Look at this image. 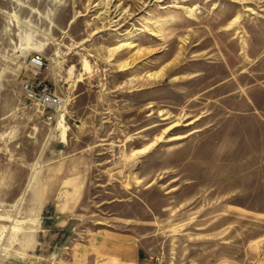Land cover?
I'll list each match as a JSON object with an SVG mask.
<instances>
[{
    "label": "rangeland",
    "instance_id": "374dc122",
    "mask_svg": "<svg viewBox=\"0 0 264 264\" xmlns=\"http://www.w3.org/2000/svg\"><path fill=\"white\" fill-rule=\"evenodd\" d=\"M32 1L0 0V264H264V0Z\"/></svg>",
    "mask_w": 264,
    "mask_h": 264
},
{
    "label": "built area",
    "instance_id": "2783aa9c",
    "mask_svg": "<svg viewBox=\"0 0 264 264\" xmlns=\"http://www.w3.org/2000/svg\"><path fill=\"white\" fill-rule=\"evenodd\" d=\"M32 64L37 68H42L44 66V60L40 56H35L32 59ZM24 91L26 92L28 98L33 101H36L38 106L44 110H53L59 105V100L55 95H53L49 87H43L40 90L34 88L31 84H25L23 86Z\"/></svg>",
    "mask_w": 264,
    "mask_h": 264
},
{
    "label": "bare ground",
    "instance_id": "6f19581e",
    "mask_svg": "<svg viewBox=\"0 0 264 264\" xmlns=\"http://www.w3.org/2000/svg\"><path fill=\"white\" fill-rule=\"evenodd\" d=\"M39 1V0H38ZM30 2V1H29ZM32 2H34V3H36L37 2V0H33ZM41 2V1H40ZM36 5V4H35ZM34 5V6H35ZM22 6V5H21ZM39 6H40V4H39ZM23 10V9H22ZM24 11H27V12H29V13H32V15H33V13H35V11H34V9L32 8V7H25V9H24ZM23 11V12H24ZM27 14V13H26ZM30 15V14H29ZM60 19V18H59ZM113 20V19H112ZM110 22V21H109ZM116 23V25H113V24H115ZM110 26H117V21H111L110 22V24H109Z\"/></svg>",
    "mask_w": 264,
    "mask_h": 264
}]
</instances>
